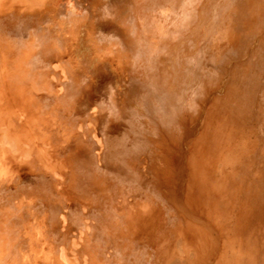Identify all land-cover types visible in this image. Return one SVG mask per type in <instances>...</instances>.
I'll return each mask as SVG.
<instances>
[{"label":"rangeland","instance_id":"rangeland-1","mask_svg":"<svg viewBox=\"0 0 264 264\" xmlns=\"http://www.w3.org/2000/svg\"><path fill=\"white\" fill-rule=\"evenodd\" d=\"M44 2L0 17V264H169L187 196L264 264V0Z\"/></svg>","mask_w":264,"mask_h":264},{"label":"bare ground","instance_id":"bare-ground-1","mask_svg":"<svg viewBox=\"0 0 264 264\" xmlns=\"http://www.w3.org/2000/svg\"><path fill=\"white\" fill-rule=\"evenodd\" d=\"M5 0H0V9H4ZM97 27V26H96ZM211 109V108H210ZM210 116V115H209ZM208 117V115H207ZM206 121V120H205ZM208 123V122H207ZM216 124V123H215ZM193 129V128H192ZM219 131V130H218ZM218 133V132H217ZM222 133V131H221ZM229 139V138H228ZM4 140V139H3ZM170 141V140H169ZM223 141V140H222ZM225 141V140H224ZM226 142V141H225ZM4 143V142H3ZM10 143V142H9ZM223 143V142H222ZM221 143V144H222ZM10 146V145H9ZM2 147V146H1ZM230 147V146H229ZM8 148V147H7ZM232 148V147H231ZM196 149V148H195ZM228 149V148H227ZM234 149V148H233ZM227 151V150H225ZM5 153V152H4ZM189 154V153H188ZM203 155V154H201ZM223 155V154H221ZM201 157V156H200ZM206 157V156H205ZM2 158V157H1ZM216 161V160H215ZM186 162V161H185ZM212 162V161H211ZM236 165V164H235ZM211 167V166H210ZM223 167V166H222ZM235 166L233 165V168ZM222 169V168H221ZM235 169V168H234ZM205 169L195 168V173L204 172ZM10 171L8 161H4V164L0 166V176H6ZM215 172V171H214ZM226 172V171H225ZM230 172V171H229ZM206 173L204 172L203 178ZM219 174V172H218ZM214 175V174H213ZM229 175V173H228ZM225 176V175H224ZM209 177V176H208ZM227 177V175H226ZM103 178V177H102ZM202 178V179H203ZM210 178V177H209ZM235 178V177H234ZM229 179V178H228ZM102 180V179H101ZM209 180V179H208ZM213 180V179H212ZM215 180V178H214ZM211 181V180H210ZM197 182V181H196ZM205 182V181H204ZM230 182V181H229ZM203 186V184H202ZM232 186V185H231ZM207 187V186H206ZM233 187V186H232ZM228 188V187H227ZM241 188V187H240ZM219 189V188H218ZM210 190V189H209ZM215 192V191H214ZM229 192V191H228ZM217 193V192H216ZM227 193V191H226ZM238 193V192H237ZM214 195V194H213ZM225 195V194H224ZM205 196V195H204ZM229 196V195H228ZM222 197V196H221ZM218 198V197H217ZM226 199V198H225ZM180 202H182L183 208L187 211L189 226L187 228V233L184 234L183 243L180 244V256H175L171 263L169 264H218V258L209 255L211 250L217 251L223 257L227 252L236 254L240 257L242 254L241 243L238 244V239L236 234L231 232L223 243L226 247L225 254L222 251V246L220 245V250H216V244L214 241L218 240L222 236V222L223 216L222 212L218 209L214 212H206L202 209L190 204V199L187 196L186 200H182V197H179ZM194 200V199H193ZM221 200V199H220ZM224 200V199H223ZM228 200V199H227ZM234 201V200H233ZM185 202V203H184ZM221 202V201H220ZM224 202V201H223ZM244 202V201H243ZM196 205V204H195ZM237 205V204H236ZM214 206V205H213ZM229 209V208H228ZM249 211V210H248ZM243 214V213H242ZM209 249V250H208ZM208 250V251H207ZM177 251H175L176 253ZM218 255V254H216ZM229 257V256H228ZM221 259V258H220ZM224 260V259H223ZM250 262V261H249ZM68 263V262H65ZM220 263V261H219Z\"/></svg>","mask_w":264,"mask_h":264},{"label":"crops","instance_id":"crops-1","mask_svg":"<svg viewBox=\"0 0 264 264\" xmlns=\"http://www.w3.org/2000/svg\"><path fill=\"white\" fill-rule=\"evenodd\" d=\"M4 4V9L1 7L0 9V17H8L13 14L14 15H20L25 9L21 8L20 6L24 4H29V3H35V4H41L44 2V0H5ZM18 7V8H17ZM20 7V8H19ZM22 10V11H21ZM24 13V12H23ZM13 15V16H14ZM10 50L7 45H4L1 50L2 54V59H1V65H0V101H1V106L2 110H6V128H5V135L6 139L9 138L10 136V120H9V108L11 107V103L13 100V90L10 85V77H11V71L9 68V61H10V56H9ZM5 152V153H4ZM2 157V158H1ZM8 161V165L10 168L9 173L6 175L11 174V168H12V157L10 155L9 148H5L1 153H0V166L4 164V161ZM3 177V176H0ZM189 226V225H188ZM182 236L177 240L178 241V247L180 249V244L183 243L184 240V232L181 233ZM180 250H177V252L170 253V255H167V258H169V263L172 262L173 258L175 256H180Z\"/></svg>","mask_w":264,"mask_h":264}]
</instances>
